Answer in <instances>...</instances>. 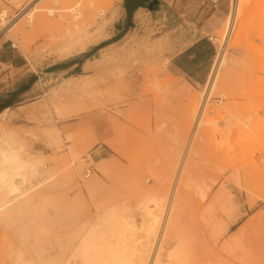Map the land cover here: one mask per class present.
<instances>
[{
    "label": "rangeland",
    "instance_id": "1",
    "mask_svg": "<svg viewBox=\"0 0 264 264\" xmlns=\"http://www.w3.org/2000/svg\"><path fill=\"white\" fill-rule=\"evenodd\" d=\"M242 1L249 6L228 37L233 0H222L225 15L211 34L222 64L210 88L196 89L171 67L174 32L164 9L161 19L145 14L123 31V0H0V47L13 43L27 64L0 67V101L31 84L1 118L0 133H13L18 155L42 161L26 184H37L28 195L34 203L0 225V264L58 250L66 244L62 210L91 219L100 204L140 226L134 237L127 232L126 250L165 256L175 247L167 225L178 186L203 226L193 244L202 262L248 264L242 247L230 255L242 230L264 232V0ZM72 59L82 70L59 73ZM140 188L161 189L158 203L145 208ZM77 196L85 207L71 204ZM148 210L158 228L152 242L142 221ZM208 248L223 259L213 263Z\"/></svg>",
    "mask_w": 264,
    "mask_h": 264
},
{
    "label": "bare ground",
    "instance_id": "2",
    "mask_svg": "<svg viewBox=\"0 0 264 264\" xmlns=\"http://www.w3.org/2000/svg\"><path fill=\"white\" fill-rule=\"evenodd\" d=\"M246 3L248 2L233 0L232 16L228 24L229 26H227L228 37L232 32L240 8L242 7L244 9L245 6H249V4L246 5ZM247 8L248 7H246V9ZM144 14L138 13L137 19L142 20L143 17L146 16H144ZM145 41H147V38L144 42ZM222 57L223 56L220 55L216 63L209 81V88L215 81L218 69L222 64ZM8 111L9 110H6L0 114V120L6 117ZM199 122L200 120H198V124H200ZM2 127V123L0 122V130ZM2 130H5V128ZM3 132L6 138H4V136L2 137L0 133V225L6 224L9 220L13 219L17 214L27 210V208L34 203V198H28V195L37 184L28 187V189H26V184L31 183L34 178L40 175L39 172L41 170L39 169V164L42 163L39 159H26L18 155L16 150L12 147L14 139L13 133L9 131ZM52 135L54 137L56 136L58 140L60 139L58 133H53ZM97 140L111 145L106 138L99 137ZM193 156L194 154L191 153L190 158L192 159ZM15 161H17V165H19L18 167L20 169L17 172L11 167V162ZM17 177H21L22 187H20L21 185L17 182ZM187 180H184L186 183L189 182L186 186L192 185L191 183L193 181L187 182ZM184 184H182V186ZM90 189L97 190L98 187L91 186ZM182 189L184 190L185 187L179 188L178 186L177 189H175L176 191L173 196L174 202H172L173 205L167 225V230L170 231L169 233L172 240L175 242V247L165 256L162 254L164 252L161 253V250L158 254L152 256L150 251L148 252L147 250H142V252L141 250L134 251V249L132 251L126 250L125 246L127 245L125 244L124 246L122 242L126 240L125 237L127 232L130 233V231H132L130 234L133 233L131 235L133 236L135 234L134 232H136V230H138L137 228L140 226H136L132 218L130 220L128 217L124 218L122 216L123 213L120 214L119 210H117L118 208H106L102 206L103 204H100L96 209L95 217L91 219L90 217L84 218L76 214V212L69 213L66 208L63 209L60 214V222L66 244H62L58 250L46 248L44 256L29 259L25 264H205L202 262L199 252L197 253V248L193 245L197 240H203V226L198 225L194 213L191 211L193 206L196 205L194 199H191L192 197L188 194H184ZM139 190L145 208L150 209L148 206L150 203L154 205L158 203V195L161 189L147 190L140 188ZM70 202L72 205L80 208L87 205L86 199L82 196H77ZM142 216L143 228L147 231V236H145L146 233L144 236L149 242H152V240H155L156 233L158 232L157 225L152 223L153 220L149 210ZM147 216H150L151 219H146ZM46 221L49 220L47 219ZM45 231L46 234H49L50 228L45 226ZM193 247L195 249H193ZM226 247L229 246L227 245ZM239 247L245 249L249 260L248 264H259L261 261L264 262L263 231L252 228L242 230L241 236L239 235L238 237L237 244L231 247L233 249L230 256L235 258ZM208 249L212 252V256H214L213 263H217L219 258L223 259L216 248H213L214 250Z\"/></svg>",
    "mask_w": 264,
    "mask_h": 264
},
{
    "label": "crops",
    "instance_id": "3",
    "mask_svg": "<svg viewBox=\"0 0 264 264\" xmlns=\"http://www.w3.org/2000/svg\"><path fill=\"white\" fill-rule=\"evenodd\" d=\"M123 6L125 10L123 31L140 22L137 19L138 13L161 19L159 14L161 9H164L168 18L166 23L172 26L171 30L174 32L169 36L172 69L196 89L208 85L217 58L216 47L210 38L225 15L222 0H123ZM15 50L11 45L0 47V67H7V70L12 72L23 70L27 66L24 59H19ZM73 60L66 62L67 64L59 69V73L67 74L82 70L84 65L77 62V59ZM78 73L80 72H75L72 77L81 76ZM23 82L17 91H13L10 96L0 101L1 114L14 105L16 97L29 94L30 80L27 83Z\"/></svg>",
    "mask_w": 264,
    "mask_h": 264
},
{
    "label": "built area",
    "instance_id": "4",
    "mask_svg": "<svg viewBox=\"0 0 264 264\" xmlns=\"http://www.w3.org/2000/svg\"><path fill=\"white\" fill-rule=\"evenodd\" d=\"M210 40L213 41L212 38H210ZM11 47H12V49H17V46L14 45L13 43L11 44ZM91 174H92V170H88V171L86 172V174H85V177H86V178H89V177L91 176Z\"/></svg>",
    "mask_w": 264,
    "mask_h": 264
}]
</instances>
